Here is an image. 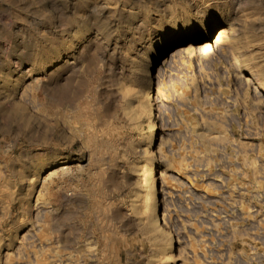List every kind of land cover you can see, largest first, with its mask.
Returning a JSON list of instances; mask_svg holds the SVG:
<instances>
[{
    "label": "rangeland",
    "instance_id": "rangeland-1",
    "mask_svg": "<svg viewBox=\"0 0 264 264\" xmlns=\"http://www.w3.org/2000/svg\"><path fill=\"white\" fill-rule=\"evenodd\" d=\"M263 86L264 0H0V264H264Z\"/></svg>",
    "mask_w": 264,
    "mask_h": 264
},
{
    "label": "bare ground",
    "instance_id": "bare-ground-1",
    "mask_svg": "<svg viewBox=\"0 0 264 264\" xmlns=\"http://www.w3.org/2000/svg\"><path fill=\"white\" fill-rule=\"evenodd\" d=\"M226 29H224L223 27L222 28H220V29H218V31H217V34H216V42H215V44L217 43V44H219V43H224V42H226V41H228V39H229V35H228V33H226ZM214 45V43L211 41V40H208V39H206L205 41H203V42H201L200 44H198V48H200V50L201 51H204L205 52V54H207V56L209 55V54H211V53H214V52H216V48L218 47V45ZM202 53V52H201ZM241 76V75H240ZM244 80L246 81V82H250V79L248 78V77H244ZM156 88H159V84H157L156 85ZM261 92L262 93H264V86L262 87V89H261ZM150 98H151V93H147V95H146V99L145 100H150ZM148 103V105H145L144 106V109H145V111H147V108L149 107V105H150V103L149 102H147ZM154 118H155V113H154V111H153V109H150L148 112H147V119L150 121V122H152L153 120H154ZM153 133H154V129H152V133H151V136L153 135ZM62 162H64V161H61L60 163H62ZM69 169V167L68 166H66V165H62V166H60L59 168H57L56 170H53V171H51L50 173H48L49 175H46V177L47 176H50V175H52V174H54V173H58V171H62V172H66L67 170ZM50 178V177H49ZM162 190V189H161ZM68 197V196H67ZM67 200V199H66ZM71 200V199H70ZM68 201V200H67ZM154 214H155V220H156V222H159V220L161 221V220H163V218L161 217V216H159L158 214H157V211H155L154 212ZM164 223H165V221H163ZM167 235H165V242H166V244H167V246H169V241L167 240ZM69 257H70V254L68 255Z\"/></svg>",
    "mask_w": 264,
    "mask_h": 264
}]
</instances>
